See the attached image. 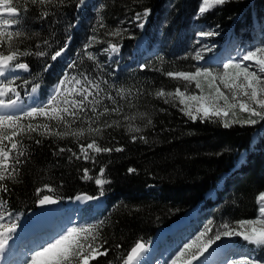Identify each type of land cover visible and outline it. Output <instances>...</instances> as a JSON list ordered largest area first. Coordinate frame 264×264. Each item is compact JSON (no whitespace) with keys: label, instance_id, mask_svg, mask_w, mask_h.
Here are the masks:
<instances>
[{"label":"trees","instance_id":"1","mask_svg":"<svg viewBox=\"0 0 264 264\" xmlns=\"http://www.w3.org/2000/svg\"><path fill=\"white\" fill-rule=\"evenodd\" d=\"M199 2L98 0L94 9L89 6L77 8L78 0H64L63 4L56 0L55 4L47 6L26 5L29 11L22 12V24L9 29L27 34L28 38L22 39L18 45L21 51L35 53L43 50L51 53L67 41L65 54L69 60L65 62L57 58L52 61L50 55L22 56L20 62L27 63L30 70L11 77H19L14 85L19 97L27 100L36 84L39 85L38 94L45 97L52 84L56 83L57 86L64 79L66 84L59 97L61 102L65 98L82 99L75 92L70 95L64 92V88L79 87L72 77L82 80L83 73L104 90L100 110L104 106H113V101L107 99L110 95L115 98V104L121 111L119 115L101 117L100 124H93V127H101L104 122H117L111 128L103 127L94 136L86 134L80 139L70 136L60 139L31 132L17 137L27 155L20 157L24 161L22 164L16 165L19 169L16 178L3 182L8 186V192L0 193V199L7 200V204L0 211L8 218V224L19 221L22 216L37 209L38 201L44 195L63 202L72 201L80 194L102 196L103 207L93 213L86 210L82 226L103 221L100 242L107 241L104 247L109 252L90 261V264H108L110 260L113 264H120L118 257H123L137 242L148 243L158 229L184 216L204 199L205 192L214 187L220 174L230 172L234 167L235 153L248 147L257 123H237L225 128L218 118H213L217 119L216 123L208 120L202 123L199 119L193 122L179 111V106L165 104L162 99L149 94L159 89L173 90L176 85L167 73L187 71L184 66L186 57L181 56L180 49ZM246 7V3L232 0L197 15L194 20H209L225 29L246 11ZM145 9H150L151 14L144 27H132L122 32L123 28L130 26L134 15ZM45 11L48 16L41 19ZM247 20L248 24H252L253 17L249 15ZM115 30H119L121 35H109ZM141 34L156 41L157 45L156 52L150 58L137 55L140 65L146 67L135 66L134 61L127 67H121L116 60H107L104 49L109 43L121 46V53L126 59L131 55L134 39ZM45 40L49 44L46 45ZM89 44L91 47H86ZM88 54L95 59L89 60ZM69 64H74V67L69 68ZM25 80L29 83L25 84ZM119 89L124 90V98L118 94ZM14 96L11 95V98ZM92 98L90 96L89 100ZM85 112L87 116L93 115L87 108ZM240 115L247 116L246 113ZM81 116L83 119L72 124V129H86L91 123L83 113ZM148 119L153 121L152 125L147 124ZM225 120H231V115ZM22 123L48 124L55 131L66 130L62 124L58 126L57 121L40 116L34 120L25 119ZM129 126L140 127L142 131L129 132ZM39 131L44 132L43 129ZM141 135L147 143L139 139ZM132 136L137 137L135 142ZM93 138L103 147H120L123 151L96 153L88 150L95 162L91 159L85 161L82 156L77 159L80 145L86 146ZM60 148H70L72 151L60 152ZM256 148L249 152L245 163L226 178L223 189L217 194V201L207 200L205 208L211 209L213 221L238 222L251 219L257 213V197L264 192V139ZM102 167L105 169L103 178L110 181L102 189L94 180L81 178L83 169H89V175L95 177ZM129 168L136 171L129 173ZM116 245H120L119 249ZM255 257L264 261V247L255 252Z\"/></svg>","mask_w":264,"mask_h":264},{"label":"snow or ice","instance_id":"2","mask_svg":"<svg viewBox=\"0 0 264 264\" xmlns=\"http://www.w3.org/2000/svg\"><path fill=\"white\" fill-rule=\"evenodd\" d=\"M56 0H0V110H18L19 105L17 103L19 99V93L16 91L15 81L19 77L8 78V74L13 71L30 70L29 65L24 62H20L22 56L35 55L37 57H44L50 55L52 61H56L61 57L68 47L67 41L63 46L55 49L51 53L46 51H37L35 53L24 50L21 51L18 46L24 38H28L24 31L16 30L10 31L9 29L20 26L23 22L22 12L27 13L29 11L26 6L28 3L32 5H53ZM231 0H202L198 15H203L207 11L216 6H223L230 3ZM60 4L64 3V0H59ZM85 3V0H78L76 7L79 8ZM103 8V5H101ZM150 15V9H145L142 13H137L134 19L140 21L136 26L139 28L144 27V22ZM48 16L45 11L41 15V19ZM103 26V25H101ZM215 33L212 31L197 33L200 37L212 36ZM111 36H120L121 32L115 30L109 33ZM93 40L95 37L92 38ZM44 43L49 44L48 40ZM39 48V45H37ZM86 47H91V44ZM105 52L116 53L119 51V47L115 44L109 43L108 48L104 49ZM89 60L95 58L88 54ZM242 61H251V64L241 63H226L223 65V71L219 73H213L208 69L197 68L195 72H176L167 73L168 76L181 78L189 84L195 82V87L201 89V93L189 94L187 88L181 90L177 87L174 91H165L164 89L157 90L154 95L158 99H162L165 104L171 103L173 107H179V111L183 113L188 119L196 122L199 119L202 123L208 120L212 123H216L217 119L228 117L231 114V120H222V126L228 128L231 124L241 125H253L260 120H264V47H256L243 53L241 57ZM69 68L74 67V64H69ZM142 69L146 66H141ZM255 70H250V69ZM47 71V67L45 68ZM82 80L72 77L74 84L79 87H72L71 89L64 88V92L69 95L75 92L76 95L81 96L79 100H69L67 98L59 99L61 95L62 87L66 84L64 79L59 81L57 87L53 90L54 95H51L48 102L45 105L38 107H32L23 112L22 115L16 114L15 111H3L0 112V193H7L8 186L3 183L6 180H14L19 174V169L16 165L22 164L24 161L20 157L27 155L25 147L20 139L17 137H23L31 132H37L38 134L56 136L63 139L66 137H73L80 139L86 136V134L95 135L102 131L103 127L111 128L117 125V122L113 123L104 122L101 127H93V124H100L101 117L109 114L119 115L121 109L115 104V98L107 96L108 100L113 101V106H104L102 110L100 107L103 104L101 93L104 91L99 83L91 80L87 75L81 73ZM203 77L207 83L209 92L204 94L203 87L199 78ZM219 81L223 85L227 92L221 91L220 87L216 86V82ZM25 84L29 81L25 80ZM87 85L86 87L84 85ZM39 85L36 84L32 87L31 91L35 93ZM15 95L16 99H12L11 95ZM118 94L121 98H124V90L119 89ZM93 97L89 100V97ZM7 97V100L5 99ZM220 101H223L221 105ZM178 102V104H177ZM91 112L92 116H87L85 109ZM238 109V112H237ZM163 111V109H161ZM87 118V121H91L88 127L72 129L71 125L77 120H82L81 114ZM246 113L247 116L240 114ZM38 116L44 117L49 120H55L59 125H63L66 130L55 131L50 128L48 124H36L33 125L23 124L25 119L34 120ZM67 118V119H66ZM148 125H152L151 119L147 120ZM40 129L44 132L40 133ZM129 132L140 133L142 129L140 127L129 126ZM135 142L136 136L131 137ZM139 139L147 143L146 138L141 135ZM5 142H8L11 146L8 147ZM40 143L39 140L36 141ZM88 150H93L96 153H111L121 152L123 148L116 147H103L97 143L96 139H92L86 146L80 145V155L85 161L93 160V157L89 156ZM60 152L69 151L72 149L60 148ZM75 155V153H73ZM89 169H83L82 179L94 180L95 184L101 189L109 180L103 178L105 169L102 167L99 170L97 176L89 175ZM136 170L129 168V173H134ZM52 191L51 188L48 189ZM39 191V190H38ZM103 194V192H101ZM79 199V197H78ZM86 199H96V197H86ZM39 205L46 206L56 203L51 196L44 195L39 201ZM7 204V200L0 199V208H3ZM257 215L254 219H242L235 226H231L228 223L220 225L222 231L217 230L213 236L204 239L208 232L211 231L207 228L204 232H201L196 240L186 243L173 257L171 264H193V261L199 260L201 256L221 237H240L248 244L255 245L256 247H264V192H260L257 197ZM11 215V214H9ZM5 214L0 211V221L4 220ZM103 221H99L96 224L70 227L58 234L51 240L32 251L30 256L24 261V264H90V261L96 260L98 256H106L109 252L108 248L104 247L107 241L100 242V228L103 226ZM211 223V222H209ZM16 224L11 223L8 225L0 224V254H3L8 249V240L10 235L15 231ZM119 249L120 245L115 246ZM103 249V251H101ZM146 251L144 244L137 242L130 251L125 253L123 257H118L120 264H137L142 254ZM108 264H113L110 260ZM231 264H258V262L240 260L232 261Z\"/></svg>","mask_w":264,"mask_h":264},{"label":"rangeland","instance_id":"3","mask_svg":"<svg viewBox=\"0 0 264 264\" xmlns=\"http://www.w3.org/2000/svg\"><path fill=\"white\" fill-rule=\"evenodd\" d=\"M98 0H85V3L80 6V9H84L86 6H89L90 8H95L96 2ZM202 2V0H200ZM232 1V0H231ZM233 1H240L243 3H246V11H244L241 15L238 16L235 22L230 24L229 28L223 29L221 26L215 24L212 21L209 20H194V18L198 15V9L201 4V2L198 3L197 10L195 12V15L192 16L190 19V24L187 32V36L185 41L183 42V47L180 49L182 51L181 56L186 57V61H184V66L187 68V71L185 72H195L197 68L200 69H208L209 71L215 73H219L223 71V65L226 63H241L244 64H251V61H242L241 57L243 55V52H246L250 49H254L256 47H264V0H233ZM143 12V11H142ZM140 12V13H142ZM151 14V12H150ZM251 15L253 17V23L248 24L247 18ZM136 14L134 15V17ZM132 19L130 26L125 27L122 29V32L129 31L132 27L141 29L137 27L136 25L140 21H136L135 19ZM149 17V16H148ZM148 17L143 20L144 25L146 24ZM204 31H212L215 34L212 36H206V37H200L197 35L198 32ZM228 35H231V40H234V46L232 53L229 54L230 58L226 57L223 62L219 64H203L202 62H205L206 58L203 56L204 53L207 52L208 49H214L217 46H220V41H224L223 44H226L228 42ZM235 36V37H234ZM234 38V39H232ZM147 41L146 35H139L136 37L133 41V46H136L137 48L140 47V49H145L147 51V54L145 58H150L155 52H156V45L153 49H148L144 47L143 43ZM222 46V45H221ZM108 48V46H107ZM246 49V51H245ZM120 51L116 53H111L109 55L108 53V60L116 59V61H131L132 53L134 54V50H130V56H128L126 59L123 58V54H119ZM217 52V51H216ZM216 52L212 53L210 56H214ZM238 54V55H237ZM241 54V55H240ZM64 55V54H63ZM61 56V58L63 57ZM233 56H238L240 58L232 60ZM137 59V58H135ZM137 61V60H136ZM121 63L122 66L127 64ZM139 62V61H138ZM141 62L135 64V66L140 64ZM130 64V63H128ZM141 66V65H139ZM250 70H255L250 69ZM173 84L176 85V88L179 87L181 90H185V87L187 88V92L189 94H197L199 95L201 93V89H197L195 87V82L189 84L188 82L184 81L181 78L173 77ZM203 87L204 94H207L209 92V89L207 87V83L204 81L203 77L199 78ZM216 86L220 87L221 91L227 92L226 89H224L223 85L219 83V81L216 82ZM176 88L170 91H174ZM50 89V88H49ZM16 99V96L15 98ZM31 102V99H30ZM37 102V101H36ZM40 102V101H39ZM221 105L223 104V101H220ZM36 104V103H35ZM178 104V102H177ZM38 106L43 105V103L38 104ZM38 106H29L27 109H23L22 112L16 111V114L21 115L24 111L32 108V107H38ZM179 106V105H178ZM182 107V106H179ZM238 111V109H237ZM231 114H229L230 116ZM228 116V117H229ZM228 117H221L218 118L220 120H225ZM264 139V120L258 122L254 130L250 136V141L248 144V147L246 149L237 151L234 155L233 159V166L230 172H225L224 174H220L217 178V180L214 182V187L209 189L204 194V199L198 203L197 207H199L191 216L189 214L185 217L184 223L181 225L175 227L174 231L170 232L172 242V253L171 256H169V259L172 260V257L181 249L186 243H190L200 235L201 232H204L207 228H210L211 231L208 232L207 236L204 237V239H207L210 236H213L217 230L222 231L223 229H220V225L224 223H228L231 226H235L238 222H215L212 220L211 209L205 208L206 202L209 199L210 201H217V194L219 191L223 189V185L225 184L226 178L230 175V173L233 170H238L244 163L247 158V155L251 151H255L257 148V145ZM229 173V174H228ZM221 180V181H220ZM220 181V183H219ZM219 183V184H217ZM255 216L251 219H254ZM8 218H5L4 220L0 221V224L7 225L9 222L7 221ZM24 221V220H23ZM22 221V222H23ZM187 222V223H186ZM211 222V223H209ZM186 223V224H185ZM82 225H79L78 219H70L68 222V225L65 226L63 224H58L57 227H60L58 231H56L54 234L58 235L62 233L64 230L70 227H81ZM17 228H15L16 230ZM60 232V233H59ZM53 234V236H54ZM168 234V233H167ZM162 237V236H161ZM54 238V237H52ZM168 239V238H166ZM228 239V246L231 247L232 252L228 254L226 258L223 260L217 261L214 264H231L232 261H240V260H248L253 262H258V264H264V261L262 259H257L255 257V252L258 251L260 248L256 247L255 245H251L245 241H243L240 237H221L220 240L216 241L210 249H218L220 244H224ZM49 241V240H47ZM46 241V242H47ZM231 243V244H229ZM209 249V248H208ZM208 251V250H207ZM206 251V252H207ZM205 252V253H206ZM159 259L164 260L165 255L163 256V259L159 256ZM206 263V262H204ZM161 264H165L161 263ZM208 264V262H207Z\"/></svg>","mask_w":264,"mask_h":264},{"label":"bare ground","instance_id":"4","mask_svg":"<svg viewBox=\"0 0 264 264\" xmlns=\"http://www.w3.org/2000/svg\"><path fill=\"white\" fill-rule=\"evenodd\" d=\"M229 38H231V35H228V42L226 44H223L224 41H220L221 42L220 45H222L221 57L218 58L220 56V54H218L215 57L216 62L223 61L226 57L229 58V54L232 53V51H233L232 49H233V46H234V40L235 39L232 38L234 40H231ZM214 49H217V47L214 48ZM211 50H213V48L212 49H208L207 52L204 53V54L205 55L209 54ZM245 51H246V49H245ZM238 58H240V57L233 56L232 60H235V59H238ZM30 99H31V103L32 104L37 103L38 102L37 94L33 93L31 95ZM17 103H18L19 109H20V103L18 101H17ZM18 110L8 109V110H0V112H3V111H15L16 112ZM220 181H219V183H220ZM219 183H217V184H219ZM223 187H224V185H223ZM52 208H53V206H50V207H48L46 209L47 210H52ZM43 210H45V209H43ZM42 213H43V211H42ZM42 213H40L38 216L35 214L34 220H37V221L41 220V218L43 217V216H41ZM52 219H53V217H52ZM46 223H48V222L39 223L36 226L35 225L32 226L33 223L31 224V222H30L29 224H27L24 227H22V229H21V231L19 233V237H18V241H19L20 247L18 245H16V243H14L15 241L14 242L13 241L12 242L9 241L8 246H11V248H10L9 251H6L5 253L0 254V264H24L25 259L30 256V253H31L32 250H36L38 247L42 246L44 244V242L46 241V239L48 240V238H50V236H51V238L49 240H51L52 237L57 236L56 234H54L57 230H50L46 225H43V224H46ZM36 228H41L40 229L41 231L39 233H37V232L33 233L32 230H34ZM53 234H54V236H53ZM226 240L227 241L224 242V244H220L218 249H216V248L212 249L211 248L208 251L209 257H207V258L211 259V264H214L216 261L218 263L219 261H221L224 258H226L228 256V254H230L232 252L231 247L228 246V239H226ZM229 244H231V243H229ZM26 246L28 248H27V250L25 252H23L24 247H26ZM145 249H146V251L142 254L140 260L147 253V251L149 249L148 245L145 246ZM213 255H214V257H213ZM140 260L137 262V264H140Z\"/></svg>","mask_w":264,"mask_h":264},{"label":"water","instance_id":"5","mask_svg":"<svg viewBox=\"0 0 264 264\" xmlns=\"http://www.w3.org/2000/svg\"><path fill=\"white\" fill-rule=\"evenodd\" d=\"M38 206H40V207H42V208H45V207H49V206H51V205L41 206V205L38 204ZM140 243H142V242H140ZM142 244H143V243H142ZM144 246H145V245H144Z\"/></svg>","mask_w":264,"mask_h":264}]
</instances>
